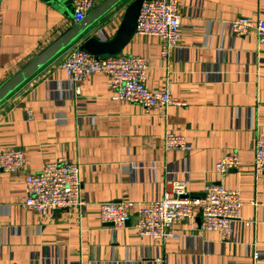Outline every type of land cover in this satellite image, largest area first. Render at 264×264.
Segmentation results:
<instances>
[{
    "label": "crops",
    "instance_id": "obj_1",
    "mask_svg": "<svg viewBox=\"0 0 264 264\" xmlns=\"http://www.w3.org/2000/svg\"><path fill=\"white\" fill-rule=\"evenodd\" d=\"M131 1L87 37L113 38ZM0 9V84L74 23L44 0H1ZM178 10L182 35L167 55L160 36L137 32L123 52L146 59L150 89L183 104L147 109L114 99L102 72L85 77L77 94L53 66L63 51L0 103V150L26 157L21 172L0 169V264H264V174L254 167V143L264 136V40L230 26L238 17L264 20V0H178ZM168 132L191 148L168 150ZM231 152L241 164L221 177L216 164ZM57 159L81 166L87 204L28 207L25 174ZM175 180L191 195L220 180L240 192V219L228 235L202 228L198 211L166 239L139 233L137 208L123 228L102 221L101 202L160 199Z\"/></svg>",
    "mask_w": 264,
    "mask_h": 264
},
{
    "label": "built area",
    "instance_id": "obj_2",
    "mask_svg": "<svg viewBox=\"0 0 264 264\" xmlns=\"http://www.w3.org/2000/svg\"><path fill=\"white\" fill-rule=\"evenodd\" d=\"M76 20H82L100 0H72ZM129 5V3H128ZM127 5V6H128ZM2 12L0 9V25ZM234 35H245L250 30L258 32L264 40V20L254 21L238 17L230 22ZM182 18L178 0H146L143 3L137 24V33L157 35L163 40V54L167 55L182 35ZM64 70L74 90L80 94V82L90 74L102 72L109 76V89L114 99L143 105L147 109H161L168 105H180L183 101L174 97L167 89H150L146 84L147 61L137 54L121 52L102 58L86 51L81 43L66 48L55 60ZM168 150H189L191 144L178 133L168 132L165 137ZM254 167L257 174H264V136L254 143ZM26 157L22 150L8 148L0 150V169L11 172L24 170ZM241 164L237 152L219 159L216 170L221 177ZM27 199L25 205L38 211L70 210L84 207L87 199L83 193L81 166L66 159L49 162L38 172L26 173ZM164 196L148 202L103 201L99 204L101 219L115 229L126 226L131 211L137 208L136 227L141 235L166 239L174 235L173 226L190 217L196 211L201 216V227L220 230L229 234L234 221L240 219L243 205L240 192L226 187L222 181L209 183L200 194L191 195L186 184L171 181Z\"/></svg>",
    "mask_w": 264,
    "mask_h": 264
},
{
    "label": "water",
    "instance_id": "obj_3",
    "mask_svg": "<svg viewBox=\"0 0 264 264\" xmlns=\"http://www.w3.org/2000/svg\"><path fill=\"white\" fill-rule=\"evenodd\" d=\"M44 1L52 3L61 12L72 17L74 23L0 84V103L44 65L78 40H83L81 43L83 49L97 57L105 58L123 52L136 33L138 18L146 0H132L129 3L116 34L107 40H102L98 35L89 37L87 35L104 15L124 0H102L82 20H76L72 0Z\"/></svg>",
    "mask_w": 264,
    "mask_h": 264
},
{
    "label": "rangeland",
    "instance_id": "obj_4",
    "mask_svg": "<svg viewBox=\"0 0 264 264\" xmlns=\"http://www.w3.org/2000/svg\"><path fill=\"white\" fill-rule=\"evenodd\" d=\"M57 65H58V63L57 64L53 63V66H57Z\"/></svg>",
    "mask_w": 264,
    "mask_h": 264
}]
</instances>
